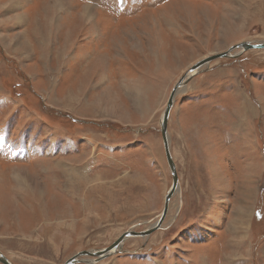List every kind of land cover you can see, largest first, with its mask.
<instances>
[{
	"label": "rangeland",
	"instance_id": "obj_1",
	"mask_svg": "<svg viewBox=\"0 0 264 264\" xmlns=\"http://www.w3.org/2000/svg\"><path fill=\"white\" fill-rule=\"evenodd\" d=\"M244 42L264 0H0V252L65 264L153 227L172 90ZM232 54L178 92L162 229L97 264H264V50Z\"/></svg>",
	"mask_w": 264,
	"mask_h": 264
},
{
	"label": "water",
	"instance_id": "obj_2",
	"mask_svg": "<svg viewBox=\"0 0 264 264\" xmlns=\"http://www.w3.org/2000/svg\"><path fill=\"white\" fill-rule=\"evenodd\" d=\"M240 51V53H246L249 51L254 50H264V44H253L250 42H244L241 44H238L237 46L230 48L227 52L221 53V54H215L213 56H210L200 62H198L196 65L192 67V69L189 71V73L179 81V83L175 86V88L172 90L171 96L169 98V101L167 103L166 109L162 115L160 126H161V135L165 150V155L167 159L168 166L170 168L173 183L170 191L168 192L166 199H165V206L164 210L160 216V219L157 221V223L149 228L146 229L143 232H127L125 233L119 240H117L111 247L106 248L104 250L100 251H86L79 253L75 255L73 258L68 260L66 264H77L79 261V258H94L96 259L95 264L100 263L110 257H113L117 254H120L122 247L124 246L125 241H127L130 238H147L153 235L155 232L162 229V226L165 222V219L168 215V211L170 208L171 200L174 196V194L177 192L179 188V177L177 173V169L174 163L173 155L171 153L170 149V142H169V121L171 117L172 110L175 105L176 97L178 95V92L183 87L187 86L188 83L194 79L197 75H199L202 72V69L208 67L210 64H212L214 61L225 59V58H233L237 57L238 55H233L232 53L234 51ZM189 75V77H188ZM0 264H13L10 260L6 258L1 252H0Z\"/></svg>",
	"mask_w": 264,
	"mask_h": 264
},
{
	"label": "bare ground",
	"instance_id": "obj_3",
	"mask_svg": "<svg viewBox=\"0 0 264 264\" xmlns=\"http://www.w3.org/2000/svg\"><path fill=\"white\" fill-rule=\"evenodd\" d=\"M257 21V20H256ZM188 77H189V75H188ZM109 90V89H108ZM110 101V100H109ZM177 156V155H176ZM9 260V259H8ZM66 264V263H65Z\"/></svg>",
	"mask_w": 264,
	"mask_h": 264
}]
</instances>
